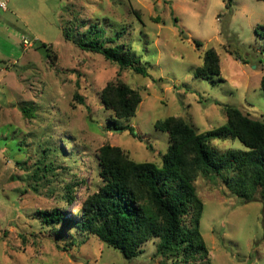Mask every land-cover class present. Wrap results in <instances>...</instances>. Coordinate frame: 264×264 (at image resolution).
Listing matches in <instances>:
<instances>
[{"label":"rangeland","instance_id":"1","mask_svg":"<svg viewBox=\"0 0 264 264\" xmlns=\"http://www.w3.org/2000/svg\"><path fill=\"white\" fill-rule=\"evenodd\" d=\"M7 1L11 28H20L15 38L22 35L33 46L16 40L13 55H23L7 75L0 72V264H185L181 255L157 253L159 237L128 260L71 223L46 224L38 211L60 207L68 219L80 221L79 204L103 184L98 153L104 144L161 166L170 139L155 128L158 120L181 116L203 132L226 123V104L264 119V39L255 32L264 24V1L234 0L231 11L226 0ZM112 37L151 65L146 75L120 71L88 47L97 41L107 46ZM2 40L4 32L1 46ZM43 46L50 57L38 51ZM213 46L220 77H197L201 55ZM7 49L10 54L9 44ZM116 79L138 89L143 99L136 115L110 121L100 92ZM129 125L139 137L114 128ZM211 146L246 149L230 136ZM78 181L75 201L69 202L66 184ZM224 184L203 176L196 182L205 206L200 228L208 259L264 264L263 205L244 203Z\"/></svg>","mask_w":264,"mask_h":264},{"label":"trees","instance_id":"2","mask_svg":"<svg viewBox=\"0 0 264 264\" xmlns=\"http://www.w3.org/2000/svg\"><path fill=\"white\" fill-rule=\"evenodd\" d=\"M233 1L225 3L230 11ZM255 32L264 39V24L257 25ZM99 42L88 46L89 49L118 65L120 71L148 73L151 65L143 63L124 44H117L116 38H109L107 46ZM194 43L198 48L203 46L200 40ZM201 60L202 65L195 70L197 77H220L221 59L214 46L204 51ZM260 87L264 90V78ZM74 97L84 105L83 96L75 93ZM100 98L112 113L110 121L136 115L143 99L138 89L120 79L108 82ZM222 108L226 123L203 132L181 116L156 121L155 128L167 132L170 139L161 166L135 161L121 147L104 144L98 153L103 184L79 204L80 221L68 219L60 207L40 209V217L48 225L71 223L89 231L128 260L137 256L144 243L159 237L158 254L181 255L185 264H196L197 260L212 264L200 228L205 206L196 187L198 178L203 176L211 181L221 178L237 199L244 203L260 202L264 212V119L235 105L226 104ZM114 128L138 136L131 125ZM229 136L238 138L246 149L221 151L211 146L213 140ZM78 183L66 184L64 197L69 202L75 201ZM57 230L63 236L65 229Z\"/></svg>","mask_w":264,"mask_h":264},{"label":"crops","instance_id":"3","mask_svg":"<svg viewBox=\"0 0 264 264\" xmlns=\"http://www.w3.org/2000/svg\"><path fill=\"white\" fill-rule=\"evenodd\" d=\"M8 11H9L8 8L7 10L0 11V32H4V40L1 41L3 46L0 45V72L2 73L3 76L5 74L7 75L13 64L19 62V59L16 58H19L23 55L22 53H19L16 56L13 55L14 54L13 48H15L14 44L16 43V40L23 38V36L20 35L21 36L20 38L19 37L15 38L14 32L17 33L18 35L20 28H18L17 26H14V29L11 28L13 25L9 19L10 14L8 13ZM6 22L11 24L7 25ZM7 44L10 45V50H11L10 54L6 53V51H8ZM32 46L28 48H31Z\"/></svg>","mask_w":264,"mask_h":264},{"label":"built area","instance_id":"4","mask_svg":"<svg viewBox=\"0 0 264 264\" xmlns=\"http://www.w3.org/2000/svg\"><path fill=\"white\" fill-rule=\"evenodd\" d=\"M8 8V1L7 0H0V10H7ZM23 45L25 47H30L33 45L32 41L27 39V38H23Z\"/></svg>","mask_w":264,"mask_h":264},{"label":"water","instance_id":"5","mask_svg":"<svg viewBox=\"0 0 264 264\" xmlns=\"http://www.w3.org/2000/svg\"><path fill=\"white\" fill-rule=\"evenodd\" d=\"M42 55H46L47 54V48L46 46L40 47L38 50Z\"/></svg>","mask_w":264,"mask_h":264}]
</instances>
